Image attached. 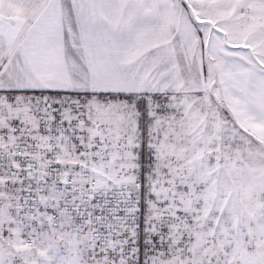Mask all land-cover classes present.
Segmentation results:
<instances>
[{
  "label": "snow or ice",
  "instance_id": "obj_1",
  "mask_svg": "<svg viewBox=\"0 0 264 264\" xmlns=\"http://www.w3.org/2000/svg\"><path fill=\"white\" fill-rule=\"evenodd\" d=\"M0 264H264V0H0Z\"/></svg>",
  "mask_w": 264,
  "mask_h": 264
}]
</instances>
